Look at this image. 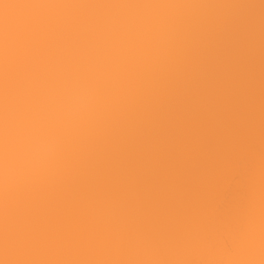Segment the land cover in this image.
Here are the masks:
<instances>
[{"label": "bare ground", "instance_id": "bare-ground-1", "mask_svg": "<svg viewBox=\"0 0 264 264\" xmlns=\"http://www.w3.org/2000/svg\"><path fill=\"white\" fill-rule=\"evenodd\" d=\"M0 264H264V0H0Z\"/></svg>", "mask_w": 264, "mask_h": 264}]
</instances>
